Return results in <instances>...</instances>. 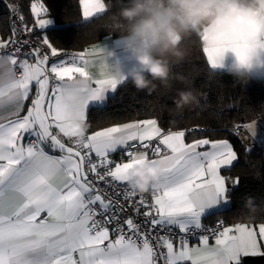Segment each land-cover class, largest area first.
I'll return each instance as SVG.
<instances>
[{"label": "snow or ice", "instance_id": "1", "mask_svg": "<svg viewBox=\"0 0 264 264\" xmlns=\"http://www.w3.org/2000/svg\"><path fill=\"white\" fill-rule=\"evenodd\" d=\"M105 4L79 0L83 20L104 13ZM8 7L15 12L17 5ZM48 12L34 0V26L18 15L22 28L12 24L9 39L0 40V264H238L240 256L264 257V223H203L228 200L229 186L239 184L238 177L221 174L238 160L229 140L189 141L201 129L165 132L155 118L112 124L75 140L77 127L63 122L64 111L70 108L87 121L90 105L102 112L117 102L124 81L107 74L101 46L69 54L45 35L41 46L18 39L20 31L31 34L51 24L42 18ZM198 34L207 65L221 67L228 42ZM25 46L30 51H22ZM232 51L245 58L239 45ZM70 88L81 99L69 106L61 97ZM243 127L256 135L252 125ZM116 134L125 137L120 146L111 142ZM117 153L120 160L113 158ZM145 159L162 165L160 183L152 186L150 200L141 195L134 201L135 192L116 188L126 184L127 169ZM125 199L132 208L126 217ZM139 216L144 219L137 223Z\"/></svg>", "mask_w": 264, "mask_h": 264}, {"label": "trees", "instance_id": "2", "mask_svg": "<svg viewBox=\"0 0 264 264\" xmlns=\"http://www.w3.org/2000/svg\"><path fill=\"white\" fill-rule=\"evenodd\" d=\"M17 2L25 20L31 22L30 5L33 0H0V35L11 36V24L8 19V3ZM49 12L45 14L54 20L55 27L40 34L47 36L57 49L82 51L84 48L98 43L103 38L111 37L104 27L105 19L123 5L111 0L113 7L88 21L82 18L79 0H40ZM109 3V0H105ZM38 40L43 37L34 32ZM185 52L184 59L177 63L171 61L172 71L186 77L188 83L173 80L172 88L165 90L158 86L148 95L144 91H136L130 82L118 86L115 94L116 103H110L104 111L90 107L87 122L90 131L112 124L135 120H158L159 126L165 129L182 130L196 125L209 128L206 131L193 132L187 136L193 138L227 139L234 146L238 160L230 168L222 169L221 174L239 178L237 186L229 191L230 205L204 222L221 219L227 225L238 222L251 224L264 223V149H249L229 129L237 125L249 124L255 120L264 124V78L253 77L247 83H239L224 71L211 70L203 54V41L196 32L185 37L181 42ZM158 83V82H157ZM192 88L198 95L199 103L185 108L182 112L174 111L173 97L177 89ZM253 197L262 209L254 218H245L244 199ZM260 264H264V261Z\"/></svg>", "mask_w": 264, "mask_h": 264}, {"label": "clouds", "instance_id": "3", "mask_svg": "<svg viewBox=\"0 0 264 264\" xmlns=\"http://www.w3.org/2000/svg\"><path fill=\"white\" fill-rule=\"evenodd\" d=\"M120 2L115 0L117 5ZM111 7L109 0L106 11ZM104 27L119 45L118 49L100 47L99 59L107 74L130 82L136 91L148 95L158 86L170 90L173 80L188 83L186 77L172 71L171 61L179 63L184 59L181 42L193 32L217 34L228 42L219 68L237 82L247 83L264 70V0H123V5L105 19ZM237 45L245 52L243 60L232 51ZM228 53L234 58L225 64ZM122 57H127L131 65ZM80 99V92L70 88L63 92L61 103L75 105ZM172 102L174 111L180 113L199 100L197 93L187 87L177 89ZM62 119L66 125L77 127V142L86 140L90 123L82 122L70 108ZM124 139V135L116 134L111 142L120 146ZM161 168L159 161L142 160L127 169L124 181L136 194L149 193L153 185L159 186ZM243 209L249 220L262 210L253 197L244 199Z\"/></svg>", "mask_w": 264, "mask_h": 264}, {"label": "built area", "instance_id": "4", "mask_svg": "<svg viewBox=\"0 0 264 264\" xmlns=\"http://www.w3.org/2000/svg\"><path fill=\"white\" fill-rule=\"evenodd\" d=\"M9 4L17 5V8H16V11H15V12H13V11L8 7V19H9V22H10V24H11V27H12V24H15L17 28H22V25L20 24V21H19V19L17 18L18 15H22L21 8H20L19 4H18L17 2H9L8 5H9ZM26 22H27V25H28L29 27H33V25L31 24V22H28V21H26ZM18 39H19L20 41H23V40L27 39V40L30 41L31 45H34V46H41V41L38 40V38L34 35V32L31 33V34H26V33H24L23 31H20V32H18ZM13 47H15V46H14V45L9 46V48L7 49V51L11 52L12 49H13ZM3 51H4V50H3ZM22 51H25V52L30 51V48L27 47V46H25V47L22 49ZM44 51L47 52L48 50L45 48ZM62 52H66V53H69V54L77 53V51H73V50H70V49H62ZM49 54H50V53H49ZM61 58H65V59H66V57H61ZM52 59L55 60V59H58V58H52ZM255 124H256V125H259V127H261L262 130L259 128V131L256 133V135H255L254 137L258 136V135L261 133V131H264V124L260 123L258 120H255V121H253V122H251V123H249V124H245V125H252V126H254ZM194 127L201 129V131L209 130V128H206V127H204V126H200V125H196V126L188 127V128H184V129H192V128H194ZM168 130H171V129H165L164 131H168ZM229 130H230L232 133H234V134L238 137V139L242 142V144L245 145L246 147H248L249 149H253V148H263V149H264V146H262V145H252V144L250 143V141L246 140V138H243L242 135H238V134H237V127H236V126L233 127V128H230ZM241 131H242V133H243L244 135H246V134H250V132L247 131V129L244 128L243 125H240V127H239V133H240ZM198 132H200V131H198ZM240 134H241V133H240ZM254 137L252 136V138H254ZM258 137H259V136H258ZM257 140H259L258 143H260L262 140H264V134H261V137L257 138ZM28 141H29V140H28ZM29 142H30V141H29ZM68 142L70 143V141H68ZM125 188H127L128 191H131V190L127 187L126 184H124V185H120V184H118V185H117V188H116V191H124ZM101 190H102V191H108V193H109L110 195H115V192H114L113 190H111V189H105L103 185H101ZM140 196H141L140 194H136V196H135V197H132L131 199H133V200L135 201V200H138ZM143 196H145L146 198H148V199L150 200V198H151V193H150V192H149V193H145V194H143ZM118 199H123V198H118ZM124 207H125V209H126V213L124 214V216L126 217L127 215H132V208L128 207V204H127V200H126V199L124 200ZM133 207H134V205H133ZM122 218H123V217H122ZM135 219H136V222H137V223H140L144 218H143V216H139V217H135ZM218 220H219V221H223V220H221V219H216V220H214V221L211 222V223H210V222H204V225H205L207 228H217V227H218V224H217V221H218ZM223 224H224L225 226H228L227 223H225L224 221H223ZM153 234H155V233H153ZM161 234H164V233L162 232ZM209 235H211V234L209 233ZM213 238H214V237H213ZM197 241H198V237H197V238H192L190 242H197Z\"/></svg>", "mask_w": 264, "mask_h": 264}, {"label": "crops", "instance_id": "5", "mask_svg": "<svg viewBox=\"0 0 264 264\" xmlns=\"http://www.w3.org/2000/svg\"><path fill=\"white\" fill-rule=\"evenodd\" d=\"M34 2V1H33ZM82 10V9H81ZM30 13H31V5H30ZM42 18H45V19H51V24H49L45 29H43V30H40L39 28H36L35 29V33H37V34H39V36H41V37H43L44 36V34H40V32L41 31H44V30H47V29H50V28H54L55 27V23H54V20L51 18V17H49V16H46V15H44ZM34 20H35V18L32 16V14H31V24L34 26ZM9 35H5V36H1L0 35V40H7V39H9ZM96 46H109V47H114V48H119V45L117 44V43H115V38H111V37H106V38H103L101 41H99L98 43H95V44H93V45H90L89 47H86V48H92V47H96ZM86 48H84V49H86ZM3 50H0V52H2ZM206 57V56H205ZM234 58V55L232 54V53H228L227 55H226V59H225V64H227V63H230L231 62V60ZM122 59H124V61L126 62V63H128L129 65H131V61L127 58V57H122ZM216 71H223L221 68H217V69H215ZM97 71H98V69H97ZM255 78H264V70H261V72L257 75V76H255ZM34 94H35V89H33V91H32V96H34ZM30 100H31V97H30V99H29V101H26L25 103H26V106H25V109H24V112H26V110H27V104H29L30 103ZM89 107H95V105H90ZM131 122V121H130ZM172 131H176V130H172ZM165 132H167V131H165ZM201 138H203V137H201ZM62 139H65V138H63L62 137ZM210 139V138H209ZM212 140H219V139H212ZM190 141V140H189ZM29 141L28 140H25L24 141V143H28ZM58 154V153H57ZM113 158L114 159H116V160H120L121 159V156H120V154L119 153H117V154H114V156H113ZM222 170V169H221ZM230 188H231V186H229V188H228V190H227V192H226V195H227V197H228V200L226 201V202H223V203H220V204H218V206H216L215 207V209L213 210V213L214 212H217V211H220V210H222V209H225V208H227L229 205H230V199H229V191H230ZM238 223H246V224H250V225H252V226H256V225H254V224H251V223H247V222H238ZM236 223H234V224H231V225H229V226H233V225H235ZM214 239V238H213ZM192 245H196L197 243H198V241L197 242H190ZM243 257H245V256H240L239 257V259H238V263H240V262H242V258Z\"/></svg>", "mask_w": 264, "mask_h": 264}, {"label": "bare ground", "instance_id": "6", "mask_svg": "<svg viewBox=\"0 0 264 264\" xmlns=\"http://www.w3.org/2000/svg\"><path fill=\"white\" fill-rule=\"evenodd\" d=\"M253 128L255 129V132H256V133L259 131V128L262 130V128L259 127V125H256V124L253 126ZM247 131H249L250 134H246V135H244V134L242 133V131L240 132V133L242 134L243 138H246V140L250 141V143H251L252 145H262V146H264V140H262L260 143H258L259 140H257V138L261 137V134H264V131H261V133L258 135L259 137L256 136V137H254V138H252L251 131H250L249 129H247Z\"/></svg>", "mask_w": 264, "mask_h": 264}, {"label": "water", "instance_id": "7", "mask_svg": "<svg viewBox=\"0 0 264 264\" xmlns=\"http://www.w3.org/2000/svg\"><path fill=\"white\" fill-rule=\"evenodd\" d=\"M264 261V257H243L242 262L238 264H260Z\"/></svg>", "mask_w": 264, "mask_h": 264}, {"label": "rangeland", "instance_id": "8", "mask_svg": "<svg viewBox=\"0 0 264 264\" xmlns=\"http://www.w3.org/2000/svg\"><path fill=\"white\" fill-rule=\"evenodd\" d=\"M34 1V0H33ZM260 224V223H259ZM258 225V224H257Z\"/></svg>", "mask_w": 264, "mask_h": 264}]
</instances>
